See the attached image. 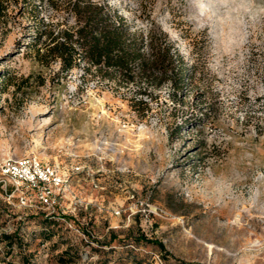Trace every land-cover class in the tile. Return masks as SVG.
Masks as SVG:
<instances>
[{
  "label": "rangeland",
  "instance_id": "rangeland-1",
  "mask_svg": "<svg viewBox=\"0 0 264 264\" xmlns=\"http://www.w3.org/2000/svg\"><path fill=\"white\" fill-rule=\"evenodd\" d=\"M108 2L149 26L140 0ZM153 5L189 91L174 99L163 84L145 117L123 94L147 82L63 75L27 57L19 26L0 36V163L39 155L68 174L63 205L91 203L76 227L93 241L70 228L48 238L0 183V264H264V0ZM68 246L77 259L64 263Z\"/></svg>",
  "mask_w": 264,
  "mask_h": 264
},
{
  "label": "trees",
  "instance_id": "trees-1",
  "mask_svg": "<svg viewBox=\"0 0 264 264\" xmlns=\"http://www.w3.org/2000/svg\"><path fill=\"white\" fill-rule=\"evenodd\" d=\"M153 2L140 0L139 17L150 22L143 27L108 0H0V36L19 26L26 38L27 57L43 67L58 64L63 75L82 67L85 81L98 80L119 88L147 82L135 93L123 94L145 117L151 111L149 100L158 96L163 84L171 86L174 99L184 100L189 91L188 63L171 33L155 18ZM28 212V218L48 238L68 228L56 217ZM66 216L75 223L78 220V214ZM89 235L92 238L91 232ZM13 236L16 233L5 235L11 245ZM136 239L165 249L162 241L144 234ZM70 248L62 252L64 263L77 259Z\"/></svg>",
  "mask_w": 264,
  "mask_h": 264
},
{
  "label": "built area",
  "instance_id": "built-area-1",
  "mask_svg": "<svg viewBox=\"0 0 264 264\" xmlns=\"http://www.w3.org/2000/svg\"><path fill=\"white\" fill-rule=\"evenodd\" d=\"M80 170V165L72 167L73 172H80ZM0 175V183L4 187L5 199L8 202L13 203V198L18 196V203L22 207L31 212L40 211L48 216L56 217L68 228L83 235L86 241L93 242L86 237L90 231H82L81 227H76L73 219L66 216L77 215L79 207L89 209L91 203L77 197L72 208L63 205V195L69 189V175L55 164L43 160L39 155L8 158L0 163Z\"/></svg>",
  "mask_w": 264,
  "mask_h": 264
}]
</instances>
